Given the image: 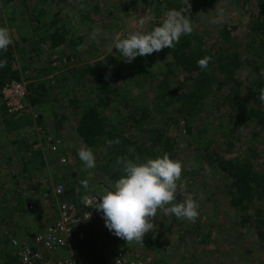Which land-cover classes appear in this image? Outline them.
I'll return each mask as SVG.
<instances>
[{
    "label": "rangeland",
    "instance_id": "374dc122",
    "mask_svg": "<svg viewBox=\"0 0 264 264\" xmlns=\"http://www.w3.org/2000/svg\"><path fill=\"white\" fill-rule=\"evenodd\" d=\"M62 1L51 4L50 2L42 3L39 0H0V27L9 30L11 46L17 45L22 51L20 53L25 54L24 59L18 64L21 80L25 82L26 87L42 80H51V85L57 84L60 75L65 74L64 77H71L69 74L71 71L111 55L119 63L122 62L125 66L123 70H126V73L121 72L115 83L121 89H128L127 96L133 99L136 97L140 108L143 107L152 112L143 127L132 126L126 129L129 133L128 139L140 142L146 138V130L148 131L151 127L159 128L162 122L161 118H157L158 114L154 112L156 108L154 100L157 95L154 82H159L167 75L173 83L179 73H170V65L166 69L165 63L158 61L156 69L148 70L155 80L139 84L144 82L141 74L138 77L130 74L141 71L143 61L137 62L136 65H132V62L125 63L117 51L115 49L111 51V48L115 41L130 33L150 28L154 23L153 12L149 7L153 0H64L66 4L61 6H66L65 12H67L62 13L61 17H66L65 25L72 31L69 42L77 43L83 36L81 43L77 46L71 47L66 44L65 49L69 54L51 51L38 43V39H34L32 32V27L36 25L35 20L40 14L39 10L45 7L51 9L44 18L46 22H49L52 16L58 13V4ZM189 4V14L195 20L196 33L203 39L206 50L213 47L217 40L216 27L238 22V30L233 33V37L239 42L241 40L239 36L242 37L247 32L246 23L249 17L245 13L242 14L243 11L247 10L256 14L254 0H250L244 8H236L230 0H221L217 4L207 5L200 4L196 0H189ZM73 5L75 6L71 10ZM111 10L112 13L108 16L107 12ZM87 13L95 17V22L88 20ZM147 15L152 16L151 22L144 28H140L138 20ZM244 44H240L241 49ZM56 56L62 58V64ZM151 60L154 61L153 58ZM26 62L30 67L21 72L20 67H23ZM119 66L118 64L117 67ZM51 70H53L52 73H50ZM144 73L146 72L142 74ZM249 73L251 72L248 68L238 72L243 80L250 77ZM86 79L90 81V77ZM78 85L77 89H80L78 98L82 101L88 94L82 89H88V87L91 89L93 83ZM70 86H74L73 83ZM70 86L66 85L61 90L57 89L54 94L56 99L52 103L45 101L39 107H29L28 103H24L23 110L28 108L25 116L29 117V124L26 123L27 121L15 122L22 116V110L10 113L1 98L2 104L7 108V117L10 116L13 120L6 128L4 123L0 124L1 247L8 240L9 245L15 250L20 242L43 231H40L41 228L36 229L38 226L50 225L57 220V205L60 200L56 201L52 192L57 185L62 184L65 187L66 199L76 200L79 204L81 181L88 180L90 189L99 190L100 195L113 183L108 179V170L105 168L107 158L105 155L101 156L105 152L98 151L96 167L89 170L77 155L80 148H76L79 146L78 139L77 141L66 139L55 133L51 136H43L36 125V118L39 116L46 121L48 131L54 132L59 129H56L57 115L70 113L65 95L67 92L73 96L77 94L75 91H69ZM185 90L188 91L189 86ZM58 91H62V94L59 95ZM125 98L119 97L116 100L121 104L118 108L120 121L125 120L128 113L136 111L132 104H129L132 106L131 109L122 106ZM203 107V111L194 120L195 125L192 127L191 135L185 132V128H180L178 135H181L177 143L178 156L175 159L181 161L183 167L181 178L177 181L174 203L183 202L188 195L192 196L199 205L195 222L177 219L174 215H165L163 210L158 209L157 216L151 220L154 229L144 235L141 246L135 241L127 243L126 240L110 232L105 227L102 213L99 212L100 220L96 230L83 229L76 245L79 253L93 264L94 256L103 257L106 261L113 253L119 251L124 252L129 258L149 259L152 264H264V246L258 242L255 233L248 226H238L239 215L228 206V202H225L229 178L216 165L219 159L234 161L245 157L244 159L251 162L255 171L262 173L264 172V143L258 136L250 135L249 130L244 128L231 139L228 134L229 124L225 122L228 118L219 117L212 104ZM137 113L138 111L135 113L136 116H138ZM65 120L63 125L67 127V132L70 134L77 120L71 116ZM128 124L132 125V122ZM26 142L35 143L34 150L41 152L45 168L41 173L27 170L26 175L20 176L18 173L21 172L24 164L21 157L25 158L24 162H28L33 153L32 150L26 151L22 148ZM54 145H57L55 151L52 150ZM74 151H76L75 154ZM70 187L75 189V195L70 192ZM95 195L100 197L98 194ZM20 196L24 197L23 200L18 198ZM27 199L33 200V204L28 205L27 211L21 210V212L18 209L22 208L20 205L23 206V201ZM259 206L264 210V201ZM251 214H253L252 210ZM18 230L22 232L19 236L14 234ZM0 264H2L1 260Z\"/></svg>",
    "mask_w": 264,
    "mask_h": 264
},
{
    "label": "trees",
    "instance_id": "16d2710c",
    "mask_svg": "<svg viewBox=\"0 0 264 264\" xmlns=\"http://www.w3.org/2000/svg\"><path fill=\"white\" fill-rule=\"evenodd\" d=\"M39 1L52 4L59 0ZM196 1L207 5L217 4L221 0ZM254 1L255 15L243 9L242 14L245 13L249 17L246 23L247 32L242 37L239 36L241 38L239 42L233 37V33L238 30V22H235L216 27L217 40L215 44L207 50L204 49L205 43L196 33L195 20L188 11L183 15L189 16L191 19L193 32L190 35L181 36L179 42L173 48L162 49L151 55L137 57L132 62V65H136L137 62L143 61L141 62L143 67L140 69L141 71H136L141 73L132 72L130 74L131 76L135 74L136 77L141 74L144 82H139V84L155 80L148 70L149 68L156 69L158 61L165 63L166 67L164 68L166 69L170 65V73H179L173 83L167 75L159 82H154L157 89L154 112L158 114L157 118H161L162 122L159 128L151 127L148 131L146 130L147 136L145 139L140 140V142L128 139L127 134L129 133L126 129L132 126L143 127L148 122L152 112L146 108H140L137 103L139 100L136 97L135 99L128 97V89H121L115 83L121 72L126 73V70H123L125 66L122 62L119 63L111 55H106L101 60L71 71L69 73L71 77H64L65 74L60 75L57 84L51 85V80H42L27 87L28 93L25 104L28 103L29 107H39L45 101L52 103L56 99L54 97L55 91L57 89L61 90L66 85L70 86L72 83L74 86L68 87L69 91L77 93L75 96L70 92L65 95L70 113L68 115H62V113L57 115L56 129H59L50 132L46 128V121L39 116L36 118V125L40 129V133L43 136H51L55 133L66 139H74L75 141L78 139L77 145L79 146L76 148L86 145L96 154L95 157L99 150L105 152L101 156L105 155V158H107L105 168L108 170V179L112 182L123 175V165L118 163L122 158L133 161L139 158V161L143 162L147 158H155L167 152L170 158L175 160L178 156L177 143L181 135H178L180 128H185V132L191 135L192 127L195 125L194 120L203 111L204 105L212 104L219 117L225 116L228 118V121L225 122L229 124L228 134L231 139L234 138V135L237 136L239 130L244 128L249 130L250 135L258 136L264 143V0ZM183 2L184 0H153L149 7L153 12L154 23L148 30L158 25L165 18V13L168 10L180 9ZM230 2L236 8H244L250 0H243L242 2L240 0H230ZM62 4H66L64 0L58 4L59 11L52 16V20L49 22H46L44 18L51 9L47 7L40 9V14L35 20L36 25L32 27V32L34 33V39H38V43L51 51L55 53L62 51V54H69L65 49L66 44L71 47L77 46L81 43L83 36L78 39L77 43L69 42L72 31L65 25L66 17H61L62 13L67 12H65L67 7L61 6ZM74 6H71V10ZM111 13L112 10L107 12V15L110 16ZM87 15L88 20L95 22L94 16L89 13ZM240 44H244L242 49ZM20 52L22 51L17 45L11 46L10 44L5 52L0 53V59H6L7 61L6 66L0 69V113L2 115H0V118L2 117L0 124L4 123L5 128L13 120L6 115L7 108L1 102V92L12 81L21 80L18 64L24 59L25 54ZM56 57L62 64V58L60 56ZM204 57H211V60L208 68L202 71L197 66V61ZM118 64L119 67H117ZM29 67V63L26 62L23 67H20V71L24 72ZM244 68H248L251 73L248 74L250 77L243 80L238 72ZM52 72L53 70L50 71V73ZM143 72L146 73L142 74ZM87 77H90V81L86 79ZM79 83L82 85L93 83L91 89L89 87L88 89H82L88 93L87 98L82 99V101L78 98L80 95V89H77L80 86ZM188 86L189 90L186 91L185 89ZM58 92L60 94H57H62V91ZM121 93L123 95H120ZM119 97H127L122 106L128 109L133 106L138 111V116L135 114L136 111H133L128 113L125 120L120 121L118 108L121 104L116 101ZM129 104H132V106H129ZM24 109H22V116L15 122L27 121L26 123L29 124V117L25 116V111H28V108ZM68 116L77 120L74 130L70 134L67 132V127L63 125ZM128 122H132V125ZM14 128L17 129V127ZM34 145V142H26L25 146H22L24 150H32L33 153L28 162H24L25 158L21 157L24 164L23 169L21 168L22 173H18L20 176L26 175L27 170L41 173L45 168L42 154L37 149L34 150ZM244 158H238L234 161L219 159L216 165L229 178V184L226 186L225 202H228V206L239 215L238 226H248L255 233L258 242L264 246V210L259 206L264 201V172L255 171L251 162ZM79 187L80 197L84 199L87 191L82 185H79ZM91 191L93 194L100 195V191L97 189H91ZM70 192L75 195L73 187H70ZM18 198L23 200L24 197L20 196ZM81 199L79 203L83 201ZM31 204H33V200L27 199L23 201V206L20 205L22 208L18 210L27 211L28 205ZM251 210L253 214H251ZM14 234L19 236L22 232L18 230ZM8 242L7 240L3 247L0 246L1 263H18V247L14 250ZM94 264L106 263L103 257L94 256Z\"/></svg>",
    "mask_w": 264,
    "mask_h": 264
},
{
    "label": "clouds",
    "instance_id": "9594fccd",
    "mask_svg": "<svg viewBox=\"0 0 264 264\" xmlns=\"http://www.w3.org/2000/svg\"><path fill=\"white\" fill-rule=\"evenodd\" d=\"M186 5L188 7H185ZM189 9V0H184L180 9L168 10L165 18L150 30H137L115 41L111 51L115 49L121 60L131 63L137 57L173 48L181 36L193 32L191 19L183 15ZM151 20V15L142 16L138 25L144 28ZM11 43L9 30L0 27V53L5 52ZM210 60L211 57L199 59L197 66L202 71L206 70ZM6 64V59H0V69ZM77 155L87 169H95L96 157L91 148L81 146ZM118 163L123 165V175L116 179L110 188L103 190L102 195L95 200L94 207L97 212L102 213L105 227L115 236L126 240L127 243L135 241L142 246L144 235L154 229L151 220L157 216L158 209L163 210L165 215L195 222L199 205L192 196L188 195L183 202L174 203L177 181L182 173L181 161L171 159L165 152L143 162L139 161V158L136 161L122 158ZM81 184L87 191L84 197L87 202L93 198V192L88 180L81 181Z\"/></svg>",
    "mask_w": 264,
    "mask_h": 264
},
{
    "label": "built area",
    "instance_id": "2783aa9c",
    "mask_svg": "<svg viewBox=\"0 0 264 264\" xmlns=\"http://www.w3.org/2000/svg\"><path fill=\"white\" fill-rule=\"evenodd\" d=\"M25 82L12 81L2 89V99L10 113L20 112L27 97ZM57 145L53 146L55 151ZM57 205V220L47 225L42 232L32 235L18 244V263L8 264H93L76 249L77 241L83 229L94 231L100 220L99 212L94 208L93 198L79 204L66 199V190L62 184L53 190ZM88 213V217H87ZM106 264H152L149 259L129 258L124 252H115Z\"/></svg>",
    "mask_w": 264,
    "mask_h": 264
},
{
    "label": "crops",
    "instance_id": "0c3cea01",
    "mask_svg": "<svg viewBox=\"0 0 264 264\" xmlns=\"http://www.w3.org/2000/svg\"><path fill=\"white\" fill-rule=\"evenodd\" d=\"M53 223H54V222H53ZM47 225H48V224H47ZM47 225H45V224H44V225H40V226H38L36 229H40V228H41L40 231H42V230H44V228H45ZM37 231H39V230H37ZM37 231H36V232H37Z\"/></svg>",
    "mask_w": 264,
    "mask_h": 264
}]
</instances>
